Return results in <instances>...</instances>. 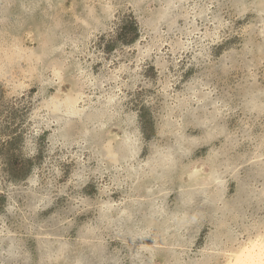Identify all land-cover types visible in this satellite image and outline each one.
<instances>
[{
	"label": "clouds",
	"instance_id": "9594fccd",
	"mask_svg": "<svg viewBox=\"0 0 264 264\" xmlns=\"http://www.w3.org/2000/svg\"><path fill=\"white\" fill-rule=\"evenodd\" d=\"M0 264H264V0H0Z\"/></svg>",
	"mask_w": 264,
	"mask_h": 264
}]
</instances>
